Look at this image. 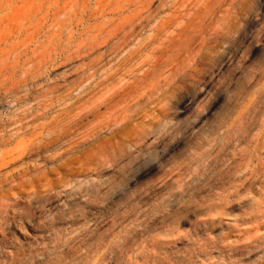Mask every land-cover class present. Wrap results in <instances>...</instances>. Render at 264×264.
<instances>
[{
  "label": "rangeland",
  "instance_id": "374dc122",
  "mask_svg": "<svg viewBox=\"0 0 264 264\" xmlns=\"http://www.w3.org/2000/svg\"><path fill=\"white\" fill-rule=\"evenodd\" d=\"M0 13L3 150L47 147L0 264H264V0Z\"/></svg>",
  "mask_w": 264,
  "mask_h": 264
},
{
  "label": "bare ground",
  "instance_id": "6f19581e",
  "mask_svg": "<svg viewBox=\"0 0 264 264\" xmlns=\"http://www.w3.org/2000/svg\"><path fill=\"white\" fill-rule=\"evenodd\" d=\"M4 20H9V15L4 16ZM135 23L136 22H134L133 25H135ZM133 30L134 27L132 29V32ZM115 32L116 31L110 34L108 38L118 39V36L117 34H115ZM180 32L185 33L187 32V29L183 31L181 30ZM128 39H129V35L127 34V32H125V30H123L122 38L119 40L117 44L120 45V47L126 45ZM113 51L115 53L116 49H113ZM105 53L106 52L104 51L103 48L101 52V56H98V58L101 57L103 59ZM8 145L9 142L0 139V251L1 249H4L5 244L9 243L11 240V238L8 237L7 228L8 225L10 226L11 224L10 220L12 218H17L19 223L20 222L31 223L34 220V216L31 213V207H30L31 202H29V205H26L24 208L17 209L20 204V201L17 199V196H19L18 194L22 193L21 190L19 189H21L24 186L25 181H29L27 179H29L28 176L30 175V171L32 170L31 166L30 167L24 166L25 164H23L24 161H28L33 157V154L31 153L26 154V151L29 150L30 152L33 153L47 149L46 145L35 144V145H30L25 149L23 148L21 153H17L19 147L11 150H3ZM6 188H8V190H6ZM13 191H20V193L18 194L13 193ZM42 225L44 226V224ZM15 228H17V231H19L20 233L22 228L21 227H15ZM11 253H12L11 254L12 261L10 263L5 262L4 264H20L22 251L16 249L14 252Z\"/></svg>",
  "mask_w": 264,
  "mask_h": 264
}]
</instances>
